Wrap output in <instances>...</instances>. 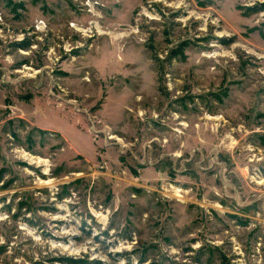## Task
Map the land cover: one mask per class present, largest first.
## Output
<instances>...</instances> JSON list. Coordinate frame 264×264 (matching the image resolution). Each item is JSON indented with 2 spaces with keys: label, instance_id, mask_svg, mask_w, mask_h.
<instances>
[{
  "label": "rangeland",
  "instance_id": "obj_1",
  "mask_svg": "<svg viewBox=\"0 0 264 264\" xmlns=\"http://www.w3.org/2000/svg\"><path fill=\"white\" fill-rule=\"evenodd\" d=\"M263 1L0 0V264H264Z\"/></svg>",
  "mask_w": 264,
  "mask_h": 264
},
{
  "label": "trees",
  "instance_id": "obj_2",
  "mask_svg": "<svg viewBox=\"0 0 264 264\" xmlns=\"http://www.w3.org/2000/svg\"><path fill=\"white\" fill-rule=\"evenodd\" d=\"M246 9L251 11V12L264 11V1L258 2L254 6L247 7Z\"/></svg>",
  "mask_w": 264,
  "mask_h": 264
},
{
  "label": "bare ground",
  "instance_id": "obj_3",
  "mask_svg": "<svg viewBox=\"0 0 264 264\" xmlns=\"http://www.w3.org/2000/svg\"><path fill=\"white\" fill-rule=\"evenodd\" d=\"M75 28H79V27H75ZM82 31H85L83 28L81 29ZM40 160V159H39ZM42 160V159H41Z\"/></svg>",
  "mask_w": 264,
  "mask_h": 264
}]
</instances>
